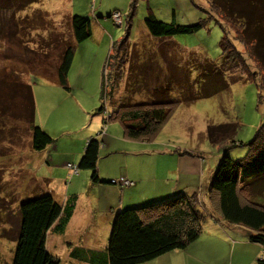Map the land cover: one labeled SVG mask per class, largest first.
I'll list each match as a JSON object with an SVG mask.
<instances>
[{
    "label": "rangeland",
    "instance_id": "1",
    "mask_svg": "<svg viewBox=\"0 0 264 264\" xmlns=\"http://www.w3.org/2000/svg\"><path fill=\"white\" fill-rule=\"evenodd\" d=\"M131 2L132 0H0V104L6 106L5 109L0 108V264H11L16 248L15 230L19 221L17 204L20 200L40 195L50 189L47 185L28 184L22 170H19L25 165L32 168L33 163H26L21 159L30 147V129L25 126L26 116L19 115L18 118L16 113L20 109L18 92H21L22 83L19 82L38 81L40 74L50 80L55 74V67L63 49L72 43L71 16L65 6L71 14L78 13L88 15L92 20L106 21L104 23L109 30V36L113 35L114 39H119L124 34L125 15L133 9L129 42L146 47L150 63L154 66L153 71H158L159 77H156L153 71L151 75L131 77L127 74L128 63L125 64L117 87L110 92L109 108L119 102L149 100L155 96V93L151 92L155 86L168 93L171 98L183 100L157 136L148 142L149 147L166 148L176 154L196 153L207 162L205 166L210 163L215 168L224 150H227L230 157L237 158L246 153L247 145L232 141L219 145L211 144L207 135V124L234 121L237 123L234 138L246 142L263 120L264 103L258 100L257 86L244 79L230 80L239 77L237 70L226 73L228 85L219 91L187 98L200 92L204 94L205 89L212 88L209 78H206L208 82H202L199 75L204 60L216 63L222 60V30L215 21L218 14L212 10L210 0H137L135 5ZM147 8H150L157 18L165 21L174 20L190 24L203 18L206 25L190 33L155 37L150 34L144 23L148 14ZM113 10L123 13L124 25L115 24L107 15ZM230 34L233 38L232 32ZM105 37L106 40L101 42L90 39L92 43L83 54L82 46L76 48L75 60L78 62L76 66L72 63L70 80L75 77L80 79V82L73 85L68 80L71 95L81 89L89 96V92L95 88L99 95L102 74L104 72L107 75L103 59L112 42L110 37ZM235 44L241 48L239 41L235 40ZM160 54L164 56L165 61L159 57ZM171 60L172 62H169ZM158 64L162 65L161 72ZM113 65L112 62L109 64L108 72L115 71ZM170 68H174L175 73L180 76L177 78L180 82L160 78L162 73ZM14 80L20 84L19 87L13 86ZM58 91L57 106L65 99L64 91L61 88ZM97 95H93L91 99ZM96 98L97 106L98 96ZM114 123L120 125L118 122ZM184 150L189 152H182ZM255 170L249 168L247 176L254 175ZM261 170L264 174V167ZM255 184L264 189V178L258 179ZM167 196L170 195L163 197ZM83 212L79 205L68 226L69 231L75 229L76 223L85 215ZM93 219L99 221L98 217H92ZM110 228L104 226L96 232L95 227L91 226L89 231L79 236V240L86 247L100 252L106 247ZM66 240L63 235L55 234L52 230L46 234V249L58 258V264H72L66 255L69 250Z\"/></svg>",
    "mask_w": 264,
    "mask_h": 264
},
{
    "label": "trees",
    "instance_id": "2",
    "mask_svg": "<svg viewBox=\"0 0 264 264\" xmlns=\"http://www.w3.org/2000/svg\"><path fill=\"white\" fill-rule=\"evenodd\" d=\"M136 1L132 0V5H135ZM210 6L218 14L215 21L222 30L220 35L222 60L220 63L204 60L199 75L202 82H208L206 78H209L212 88L211 90L204 88L206 90L204 94L200 92L187 98L192 99L219 91L228 85L226 73L237 70L240 73L239 77L230 80L244 79L253 82L258 89L259 102L264 103V0H210ZM147 11L144 23L150 34L155 37L190 33L206 25L203 18L186 24L174 20L165 21L157 18L150 8H147ZM111 12L108 14L110 17ZM133 13V9H130L125 15V32L111 44L104 66L107 75L103 72L100 103L96 112L102 116L100 132L109 122H118L124 138L152 141L181 104L182 99L171 98L168 93L155 86L151 90L155 96L149 100L119 102L111 108L108 106L110 92L117 87L125 64L128 63L127 74L131 77L151 75L153 71L154 66L150 63L146 47L129 42ZM71 24L76 41L84 40L91 35V18L88 15L72 14ZM121 24L124 25V18ZM235 40L240 42L241 48L237 47ZM73 53L74 44L66 45L55 67L59 84L66 88ZM159 57L165 61L162 54ZM111 62L114 64V72H108ZM157 66L161 72L162 65ZM153 72L159 77L158 71ZM168 75L170 77H167ZM179 77L174 68H170L164 71L160 78L180 82L177 79ZM107 85H111L110 90ZM24 97L28 119L32 122L34 102L30 84L25 85ZM236 130L237 123L234 121L209 122L207 135L211 144L241 142L247 145L246 153L233 158L224 150L216 167L199 191L180 192L146 204L117 210L112 219L105 249L98 252L97 249L89 248L90 257L87 258L89 262L140 264L166 251L184 248L200 236L205 219L212 217L226 224L247 229L249 238L263 245V252L257 259V264H264V201L259 200L264 199V189L255 184L258 179L264 178V174L260 172L264 167V118L246 142L234 138ZM31 134L32 146L35 149L43 148L53 139L40 125L33 122ZM100 143L98 135L90 136L78 161V167L90 170L92 182L101 181L97 167ZM249 168L256 169L254 175L250 177L247 176ZM110 179L108 182L114 183ZM17 207L19 214L18 227L15 230L17 244L11 264H58V258L46 249V234L51 226L55 232H62L65 229L72 214L73 203L61 204L47 191L20 200ZM78 250L82 248L78 247L76 251Z\"/></svg>",
    "mask_w": 264,
    "mask_h": 264
},
{
    "label": "crops",
    "instance_id": "3",
    "mask_svg": "<svg viewBox=\"0 0 264 264\" xmlns=\"http://www.w3.org/2000/svg\"><path fill=\"white\" fill-rule=\"evenodd\" d=\"M65 9L69 16H72L67 6ZM104 22L106 21L91 19V35L81 41L74 39L72 30L74 55L68 71V80L71 78L72 63L76 66L78 62L75 60V50L78 46H82L83 54L92 43L90 39L101 42L108 36L112 42L116 40L113 35L109 36ZM112 42L106 49L104 66ZM16 80L12 81L13 86L19 87V83H22L21 92H18L20 109L16 114L18 118L19 115L26 116L25 126L30 129V147L21 159L26 163H33L32 168L25 165L19 170H22L28 184L47 185L50 188L47 190L61 204L73 203L72 214L65 229L55 232L51 226L48 230L67 239L69 250L66 255L72 264H92L87 259L90 257L89 247L81 244L79 240V236L89 231V227H95L96 232L104 226L109 229L115 212L127 206L146 204L180 192L199 191L214 170L210 163L205 166L207 162H204V158L199 154H176L166 148H151L149 141L124 138L120 125L114 122H109L100 132L102 116L96 112L99 105L96 106V97L98 96L100 103L103 76L99 95L95 88L89 92V96L81 89L71 95L70 87L59 84L56 72L50 80L43 74H40L38 81L32 83L26 80L17 83L21 79ZM79 82L80 79L75 77L70 80L73 85ZM26 84H30L32 89V122L40 125L53 137L51 142L41 149H35L31 144L32 122L29 121L28 111L24 106ZM60 88L64 91L65 99L57 106L56 97ZM93 95L97 96L91 99ZM0 108L5 109L6 106L0 104ZM93 135H98L101 139L97 160L98 176L101 180L99 182L90 180V170L87 168L78 167L77 171L73 172L66 166L67 162L78 164L88 138ZM19 162L22 163L20 160ZM121 175L133 179L134 183L120 186L108 182L110 178ZM79 205L85 215L76 223L75 229L69 231L68 226ZM92 217H98L99 221L92 220ZM262 246L249 238L247 229L210 217L204 221L200 236L189 245L166 251L140 264H257V259L263 252ZM78 247L82 250L76 251Z\"/></svg>",
    "mask_w": 264,
    "mask_h": 264
},
{
    "label": "built area",
    "instance_id": "4",
    "mask_svg": "<svg viewBox=\"0 0 264 264\" xmlns=\"http://www.w3.org/2000/svg\"><path fill=\"white\" fill-rule=\"evenodd\" d=\"M111 18L113 19L115 24H121L122 23V19H123V13L119 10H113L111 12ZM66 166L68 168H70L73 172H76L78 169V164L76 163H72V162H67ZM111 181L114 183H118L121 185H131L134 183V180L125 177V176H120V177H113L111 178Z\"/></svg>",
    "mask_w": 264,
    "mask_h": 264
}]
</instances>
